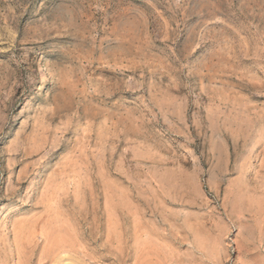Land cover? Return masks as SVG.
<instances>
[{
  "label": "rangeland",
  "instance_id": "374dc122",
  "mask_svg": "<svg viewBox=\"0 0 264 264\" xmlns=\"http://www.w3.org/2000/svg\"><path fill=\"white\" fill-rule=\"evenodd\" d=\"M0 264H264V0H0Z\"/></svg>",
  "mask_w": 264,
  "mask_h": 264
}]
</instances>
